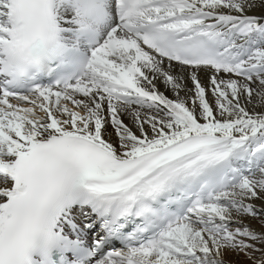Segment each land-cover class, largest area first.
Returning <instances> with one entry per match:
<instances>
[{
  "label": "snow or ice",
  "instance_id": "6c2138e0",
  "mask_svg": "<svg viewBox=\"0 0 264 264\" xmlns=\"http://www.w3.org/2000/svg\"><path fill=\"white\" fill-rule=\"evenodd\" d=\"M0 264H264V0H0Z\"/></svg>",
  "mask_w": 264,
  "mask_h": 264
},
{
  "label": "bare ground",
  "instance_id": "6f19581e",
  "mask_svg": "<svg viewBox=\"0 0 264 264\" xmlns=\"http://www.w3.org/2000/svg\"><path fill=\"white\" fill-rule=\"evenodd\" d=\"M254 223V222H253Z\"/></svg>",
  "mask_w": 264,
  "mask_h": 264
}]
</instances>
